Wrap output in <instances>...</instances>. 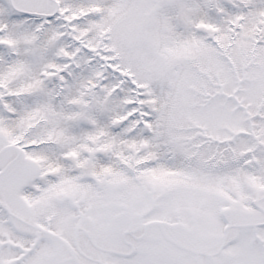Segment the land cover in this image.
I'll use <instances>...</instances> for the list:
<instances>
[{
    "label": "snow or ice",
    "instance_id": "6c2138e0",
    "mask_svg": "<svg viewBox=\"0 0 264 264\" xmlns=\"http://www.w3.org/2000/svg\"><path fill=\"white\" fill-rule=\"evenodd\" d=\"M0 264H264V0H0Z\"/></svg>",
    "mask_w": 264,
    "mask_h": 264
}]
</instances>
